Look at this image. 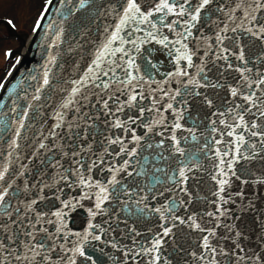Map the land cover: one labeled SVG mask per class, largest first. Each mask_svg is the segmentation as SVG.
Masks as SVG:
<instances>
[{
    "label": "snow or ice",
    "instance_id": "snow-or-ice-1",
    "mask_svg": "<svg viewBox=\"0 0 264 264\" xmlns=\"http://www.w3.org/2000/svg\"><path fill=\"white\" fill-rule=\"evenodd\" d=\"M26 11L15 46L0 20V264H264V0Z\"/></svg>",
    "mask_w": 264,
    "mask_h": 264
},
{
    "label": "rangeland",
    "instance_id": "rangeland-1",
    "mask_svg": "<svg viewBox=\"0 0 264 264\" xmlns=\"http://www.w3.org/2000/svg\"><path fill=\"white\" fill-rule=\"evenodd\" d=\"M12 2L13 0H0V17H10L11 15H15L17 17V25L18 27H21V31L26 30L28 32L29 25L25 23V18L27 15V5L30 0H22L23 7L9 12L6 10V5ZM4 33V28L0 27V35ZM7 43L9 46H15L13 40L8 41ZM0 61V63H2V49H0Z\"/></svg>",
    "mask_w": 264,
    "mask_h": 264
},
{
    "label": "water",
    "instance_id": "water-1",
    "mask_svg": "<svg viewBox=\"0 0 264 264\" xmlns=\"http://www.w3.org/2000/svg\"><path fill=\"white\" fill-rule=\"evenodd\" d=\"M37 39H39V37H37ZM38 60H39V50L35 48V46H33V49L31 52L28 53L25 62L28 67H32L33 64H35Z\"/></svg>",
    "mask_w": 264,
    "mask_h": 264
},
{
    "label": "bare ground",
    "instance_id": "bare-ground-1",
    "mask_svg": "<svg viewBox=\"0 0 264 264\" xmlns=\"http://www.w3.org/2000/svg\"><path fill=\"white\" fill-rule=\"evenodd\" d=\"M26 44V43H25ZM22 51H23V49H22Z\"/></svg>",
    "mask_w": 264,
    "mask_h": 264
}]
</instances>
